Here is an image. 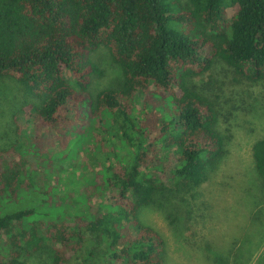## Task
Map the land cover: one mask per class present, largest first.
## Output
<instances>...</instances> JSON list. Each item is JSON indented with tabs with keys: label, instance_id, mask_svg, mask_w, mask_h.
I'll list each match as a JSON object with an SVG mask.
<instances>
[{
	"label": "trees",
	"instance_id": "16d2710c",
	"mask_svg": "<svg viewBox=\"0 0 264 264\" xmlns=\"http://www.w3.org/2000/svg\"><path fill=\"white\" fill-rule=\"evenodd\" d=\"M101 48L122 80L94 95ZM217 67L264 81V0H0V81L34 133L0 149V264L44 251L52 264H166L141 213L194 193L228 157L232 136L195 81ZM253 157L264 182V139Z\"/></svg>",
	"mask_w": 264,
	"mask_h": 264
},
{
	"label": "rangeland",
	"instance_id": "374dc122",
	"mask_svg": "<svg viewBox=\"0 0 264 264\" xmlns=\"http://www.w3.org/2000/svg\"><path fill=\"white\" fill-rule=\"evenodd\" d=\"M92 60L102 74L93 77L91 92L117 87L122 72L108 51L99 49ZM195 81L220 110L217 129L232 136L229 155L197 191L176 194L167 210L146 208L141 218L164 238L166 264H264V182L253 157L254 144L264 139V81L237 84L221 67ZM21 99L15 83L0 81V149L11 144L25 148L34 137L32 127L21 128L15 119ZM70 163L58 167L67 177L73 170ZM92 166L98 169L96 163ZM51 182L59 186L54 178ZM65 186L66 191L75 188ZM24 203L30 202L19 207ZM51 255L40 252L27 264H52Z\"/></svg>",
	"mask_w": 264,
	"mask_h": 264
}]
</instances>
